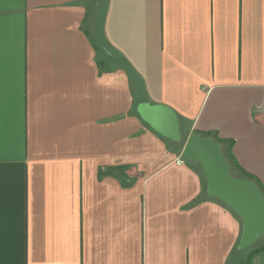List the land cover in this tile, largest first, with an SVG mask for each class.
<instances>
[{"label": "crops", "instance_id": "obj_1", "mask_svg": "<svg viewBox=\"0 0 264 264\" xmlns=\"http://www.w3.org/2000/svg\"><path fill=\"white\" fill-rule=\"evenodd\" d=\"M192 133L264 185V0H0V264H264Z\"/></svg>", "mask_w": 264, "mask_h": 264}, {"label": "water", "instance_id": "obj_2", "mask_svg": "<svg viewBox=\"0 0 264 264\" xmlns=\"http://www.w3.org/2000/svg\"><path fill=\"white\" fill-rule=\"evenodd\" d=\"M137 110L158 133L173 141H182L180 120L173 108L141 102ZM182 155L201 165L208 193L225 202L241 218L242 234L238 248L251 247L264 237V192L254 180L231 172L221 143L210 136L192 133L185 142Z\"/></svg>", "mask_w": 264, "mask_h": 264}, {"label": "trees", "instance_id": "obj_3", "mask_svg": "<svg viewBox=\"0 0 264 264\" xmlns=\"http://www.w3.org/2000/svg\"><path fill=\"white\" fill-rule=\"evenodd\" d=\"M209 135H212V138H214V140H216L217 142L218 141H222L217 135H215V134H211V133H209ZM208 135V136H209ZM184 141V139H182V142ZM229 145H232V143H230ZM228 150V149H227ZM223 151H224V153H225V155H226V157H227V161H228V163H229V165H230V167H231V171H234V166L232 165V161L233 160H231V158L230 157H232V155L230 154V152H229V150L228 151H225L224 149H223ZM234 162V161H233ZM234 175H236V174H234ZM236 176H239V177H246V178H249V179H252V180H255L256 181V179L254 178V176H252L251 174H249V173H247V172H242L240 175H236ZM257 184H258V186L260 187V189L264 192V185L263 184H261V183H259V182H256ZM229 207V206H228ZM229 208H231V207H229ZM232 209V208H231ZM233 210V209H232ZM234 211V210H233ZM235 212V211H234ZM236 213V212H235ZM237 214V213H236ZM238 215V214H237ZM239 216V215H238ZM261 240V239H260ZM248 248H250L251 249V253H255V252H257V251H259V250H261V249H264V242L263 243H261V244H258V243H256L255 245H253V246H251V247H248Z\"/></svg>", "mask_w": 264, "mask_h": 264}, {"label": "rangeland", "instance_id": "obj_4", "mask_svg": "<svg viewBox=\"0 0 264 264\" xmlns=\"http://www.w3.org/2000/svg\"><path fill=\"white\" fill-rule=\"evenodd\" d=\"M90 23H87V27H90L89 25ZM99 47H98V51L100 55H103L105 52H107L105 46H103V44L101 42H97ZM263 238V239H262ZM261 240L257 241L258 244H261L264 242V237H262ZM250 249V248H249Z\"/></svg>", "mask_w": 264, "mask_h": 264}, {"label": "built area", "instance_id": "obj_5", "mask_svg": "<svg viewBox=\"0 0 264 264\" xmlns=\"http://www.w3.org/2000/svg\"><path fill=\"white\" fill-rule=\"evenodd\" d=\"M181 161V160H180Z\"/></svg>", "mask_w": 264, "mask_h": 264}]
</instances>
